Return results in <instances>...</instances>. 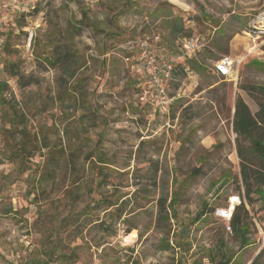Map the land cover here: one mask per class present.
<instances>
[{
    "label": "rangeland",
    "instance_id": "obj_1",
    "mask_svg": "<svg viewBox=\"0 0 264 264\" xmlns=\"http://www.w3.org/2000/svg\"><path fill=\"white\" fill-rule=\"evenodd\" d=\"M180 1L35 0L24 14L0 15V80L27 127L20 138L10 129L11 110L0 106V264H176L181 253L172 247L180 239L191 245L181 264L194 258L207 264L205 255L222 233L235 264H250L258 254L264 264V201L255 194L246 204L250 243L241 250L213 213L241 195L232 116L237 96L253 114L257 105L246 89L264 84V42L254 44L243 32L264 11V0ZM170 23L184 25V35L202 43L193 54L202 66L168 81L170 102L161 110L138 97V89L152 87L136 71L135 43L148 38L161 60L177 55L183 36L170 40ZM57 44L76 58L68 80L44 60ZM225 55L241 62L221 77L214 65ZM15 71L27 77L17 81ZM22 141L27 145L18 152ZM242 146L260 162L247 141ZM98 150L109 161L99 189L81 163ZM148 159L158 160V189L151 185L156 164ZM174 189L180 194L174 214L158 221L157 199ZM97 191L124 203L109 235L88 222L110 220ZM57 225V235L43 237ZM185 225L187 237L181 236ZM55 238L68 246L52 250Z\"/></svg>",
    "mask_w": 264,
    "mask_h": 264
},
{
    "label": "trees",
    "instance_id": "obj_2",
    "mask_svg": "<svg viewBox=\"0 0 264 264\" xmlns=\"http://www.w3.org/2000/svg\"><path fill=\"white\" fill-rule=\"evenodd\" d=\"M85 14V13H84ZM168 36L170 37V40H174L177 38V35L180 34L183 36L182 38L186 37L187 35H184L188 32L189 29L185 28L184 25H176L174 23H170L168 26ZM172 42V41H171ZM3 44V39H1L0 47ZM264 49V45H262ZM199 52H194L195 54ZM187 56L183 63L176 64L171 71L170 80H175L176 78H180L179 76L185 75V69L186 67H189L193 70H198L202 66V62L195 57V55ZM45 62L49 64L51 67H58L60 69V74L66 79H70L75 75L76 72V58L73 52L68 51L64 48V46L57 44L52 48L51 55L45 57ZM11 66H14V63H12ZM215 70V69H214ZM216 72V71H215ZM13 76L17 77V81H20V79H24L27 77L26 75H23L22 73H19L17 71L12 72ZM143 75V74H142ZM218 75V74H217ZM144 76V75H143ZM221 76V75H219ZM225 77V76H221ZM145 78V76H144ZM147 83V80H146ZM29 84V81H25L24 84L20 85L21 87L27 86ZM7 89V82L6 80H0V106L5 105L11 110V115L9 116V123H10V129L13 127L16 132L19 133L20 138L24 136V134L27 132L26 127V118L24 116V113L19 110L20 107L18 105H11L9 101L7 100V97H10L9 94L6 92ZM144 89H138V92L141 93ZM80 89L77 86L76 88H72L71 92H79ZM246 91L251 94L253 97L257 109L252 114L248 105L246 102L240 97L237 96L234 103V111L232 116V129L234 133L236 134L237 141H236V152L237 156L240 159L239 162V176L242 184V190L241 195H239V203L236 204L232 210L231 216L229 220L227 221V227L225 225V220L217 217L218 219H221L224 221V229H226L231 237L236 240L238 244V250H241L245 246L249 245L250 238H249V228L251 224V216L249 215V210L246 208L247 205H251L253 203V196L256 194L258 196V199L264 201V84L259 86H252L249 89H246ZM138 93V95H139ZM7 94V95H6ZM141 102H147V101H141ZM156 108V107H155ZM89 114H92L91 112H94L93 110L86 111ZM155 112V110H154ZM18 125L20 127H18ZM240 139H242L240 141ZM245 140L249 144V150L253 154V156H256L258 158V161L254 159L252 156H247L246 153L243 151L242 141ZM41 141L45 142V137H41ZM26 142L22 141L21 145L18 147V152L20 150H24L26 147ZM51 153L49 159L51 160L50 167H55V164H58V161L56 157ZM85 162L88 164L87 168L84 169V171H88L91 175V181L95 180L96 187L104 188L101 185V182L107 181L108 177V171H106L105 167H107V163H109L107 159L106 153L102 151H95V152H88L85 157L82 159L81 163L84 166ZM148 163L150 164H156V168L154 169V175H153V181L152 186L153 190L158 189V176H157V164L158 160L154 159H148ZM50 170V169H49ZM48 170V171H49ZM47 171V172H48ZM200 171L199 168L195 170L194 175H198V172ZM175 178V182L179 183V181ZM100 196L97 199V204L99 206H103L104 210L108 212L110 220L107 221L106 219H100L96 218L94 220H90L92 225V228H96L99 232H103L106 235H109L112 233V225L115 224V220L119 219L123 215V205L124 203L121 202L118 204V199L112 200L108 197H105L103 192L97 191ZM137 193V192H136ZM132 195V194H131ZM180 198V194L177 192L176 189L173 190V193L169 196L167 199V196L164 198L161 196L157 199V220H167L169 221L173 214H174V204L178 202ZM241 199V201H240ZM226 207V205H224ZM110 208H112L110 210ZM213 209H211V212ZM214 213V211H213ZM202 212H200L197 216H202ZM48 215L45 216L47 218ZM198 217V218H199ZM113 220V221H112ZM195 220V219H194ZM113 222V223H112ZM64 227V226H63ZM59 229V225L52 228L50 231H43L48 232L43 234V237L48 238L49 235H52L53 232L57 235ZM185 231L181 236L187 237L188 236V228L187 226H183V230L181 232ZM54 236V234H53ZM54 246L52 250L59 249L60 248H66L68 245L67 243H63V241L59 240L60 238H55ZM46 240V239H45ZM172 250L176 249L180 251V257L176 260V264H181L180 259L181 256H184L186 252H188L189 248L191 247L189 241L184 240H175L173 243ZM186 244V246L183 247V245ZM77 248V246L72 247V250ZM171 248V247H170ZM177 252H175L176 254ZM59 256L63 259L69 258L65 257L64 253H58ZM207 258V264H235L234 259V253H230L227 247V243L225 242L223 233L217 238L215 243L211 246V248L208 250L207 255H205ZM32 264H47L46 261H42V259L31 260ZM192 264H204L201 261V258H194L192 260ZM250 264H261L259 263V254L251 261Z\"/></svg>",
    "mask_w": 264,
    "mask_h": 264
},
{
    "label": "built area",
    "instance_id": "obj_3",
    "mask_svg": "<svg viewBox=\"0 0 264 264\" xmlns=\"http://www.w3.org/2000/svg\"><path fill=\"white\" fill-rule=\"evenodd\" d=\"M34 2L35 0H0V15H4V17L11 19L14 14H24L30 8H33ZM1 31L2 28L0 25V32ZM243 32L254 44L263 43L264 11L253 16ZM157 38L158 35H156L155 39ZM135 44L138 51L135 63L136 71L143 74L147 83L152 87L151 89H144L139 93L138 97L141 101H145L146 97H148L156 103L159 109L166 110L170 102L167 96V85L170 80L172 68L176 64L183 63L187 56L200 50L202 43L194 34L187 35L182 38L180 42L179 53L162 60L149 48L148 38L139 39ZM239 62H241V60L237 61L228 55L222 56L214 65L215 71L218 75L225 77L230 76L233 72L234 65ZM238 203L239 196H232L226 207L215 209L214 212L216 216L226 221V227L232 210Z\"/></svg>",
    "mask_w": 264,
    "mask_h": 264
},
{
    "label": "crops",
    "instance_id": "obj_4",
    "mask_svg": "<svg viewBox=\"0 0 264 264\" xmlns=\"http://www.w3.org/2000/svg\"><path fill=\"white\" fill-rule=\"evenodd\" d=\"M169 1H170L171 3H173V4H176V5H179V4H181V3L184 4V3L181 2L180 0H174L175 2H174L173 0H169Z\"/></svg>",
    "mask_w": 264,
    "mask_h": 264
}]
</instances>
